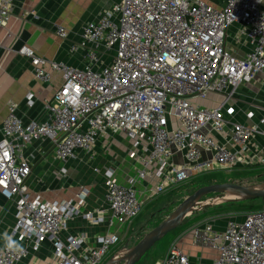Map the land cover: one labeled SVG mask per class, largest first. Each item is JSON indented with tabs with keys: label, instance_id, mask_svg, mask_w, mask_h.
Returning <instances> with one entry per match:
<instances>
[{
	"label": "built area",
	"instance_id": "2783aa9c",
	"mask_svg": "<svg viewBox=\"0 0 264 264\" xmlns=\"http://www.w3.org/2000/svg\"><path fill=\"white\" fill-rule=\"evenodd\" d=\"M13 1L0 0V28ZM232 26L234 43L247 47L242 54L227 45ZM54 29L67 37L63 26ZM79 49L82 68L35 55L27 46L18 50L36 79L48 83L59 72L62 82L44 101L42 122L23 124L16 104H7L0 125V194L13 203L9 235L18 243L0 248V264H14L46 241L52 250L45 264H102L121 240L118 232L58 238L80 213L87 190L53 201L29 194L31 166L23 149L40 138H48L54 156L64 161L77 151L89 154L97 137L108 132L123 133L131 142L133 174L119 182L108 168L104 209L83 213L91 224L109 227L129 224L146 200L195 176L264 165V109L257 124L226 128L224 118V105L240 84L257 78L264 83V0H218L216 6L204 0H111L98 19L83 24L70 51ZM209 93L222 95V101L214 107L197 103ZM32 97L26 94L29 102ZM177 152L182 163L173 161ZM202 152L210 157L202 158ZM143 182L149 185L138 190ZM191 233L193 243L216 252L211 264H264V207L228 218L222 229L201 220ZM159 264L195 263L171 242Z\"/></svg>",
	"mask_w": 264,
	"mask_h": 264
},
{
	"label": "crops",
	"instance_id": "0c3cea01",
	"mask_svg": "<svg viewBox=\"0 0 264 264\" xmlns=\"http://www.w3.org/2000/svg\"><path fill=\"white\" fill-rule=\"evenodd\" d=\"M204 1L218 5V0ZM110 5L111 0L13 1L11 16L6 25L0 28V125L7 115L9 101L16 104V113L23 124L44 121V101L52 97L62 82L59 72H53L48 83L36 79L29 59L18 53L19 48L27 46L35 55L82 68L86 64L84 50L71 52V45L78 41L83 24L98 19ZM57 24L67 30L65 39L56 35L54 28ZM230 30H234V27ZM230 40L235 46L231 34L227 42L230 43ZM228 47L232 48L229 45ZM235 52L242 54L236 50ZM29 92L33 96L31 102L26 99ZM222 99V95L209 93L200 102L202 106L214 107ZM260 109H264V83L257 78L255 81L240 84L224 105L225 127L229 128L232 123L257 124L263 115ZM248 113H251L252 117H247ZM214 139L220 141L222 137L216 134ZM257 141L259 138L255 137L254 142ZM130 149L129 140L120 132H108L98 136L89 154L77 151L73 158L65 161L54 156L48 138H40L24 147L23 154L31 166V172L25 182L31 196L38 195L43 201L64 200L74 198L83 188L87 190L80 213L67 221L66 228L58 234L59 239L64 240L68 236L81 234L92 238L96 234L123 230L122 226L116 223L110 227L105 223L91 224L83 217V213L87 210L99 212L104 209L105 172L108 168L114 170V176L119 182H125L127 177L133 174L137 164L129 156ZM209 157L210 153L202 152V158ZM173 161L182 163L181 153L177 152ZM60 169H63L64 173L55 175ZM143 185L149 183L143 182L136 188L141 190ZM147 202L149 201L146 200L144 205ZM14 213L13 203L6 201L0 194V248L18 243L16 238L9 235L14 224ZM228 218L230 217H196L191 219V222L178 224L179 227L174 228L177 230L165 239L166 245L164 244L160 257L155 261L146 259L139 264H159L167 245L171 242H175L192 263L211 264L217 256L216 252L208 246L193 243L192 227L201 220L211 219L214 228L222 229ZM51 250L52 243L43 242L37 252H31L14 264H45L49 261Z\"/></svg>",
	"mask_w": 264,
	"mask_h": 264
},
{
	"label": "rangeland",
	"instance_id": "374dc122",
	"mask_svg": "<svg viewBox=\"0 0 264 264\" xmlns=\"http://www.w3.org/2000/svg\"><path fill=\"white\" fill-rule=\"evenodd\" d=\"M229 33L235 37L233 30H230ZM229 42L230 43L227 42V44L235 49L238 53H243L247 49L245 43H239V45H236L233 42L235 45L233 46L232 40ZM200 100L201 99H198L197 102L201 104ZM224 182H238L264 186V165L238 166L231 171L220 169L208 174H200L191 178L190 181L174 187L165 194L149 199V202L144 205L141 213L135 217L133 221L127 225H122L123 230L120 229V232H118L121 240L119 241L118 245H116L109 253L102 264H106L112 258V260H116L117 258L123 256L126 249L138 243L149 232H151L175 209V207L184 198L192 194L197 188L203 185ZM198 202L200 203L195 205L194 208L189 213H187V215H185V217L180 221L179 225L182 223L185 224L186 222H191V219H194L197 216L235 217L243 214L244 212L264 207V199L238 198L219 194H206L202 196ZM179 225L176 228H178ZM175 230L177 229L169 231L165 236L158 240L144 253L140 260L135 263H143L146 259H150L151 261L158 259L160 257V253L166 245L165 239H167L168 236H170V234ZM114 264H123V262Z\"/></svg>",
	"mask_w": 264,
	"mask_h": 264
},
{
	"label": "water",
	"instance_id": "95a60500",
	"mask_svg": "<svg viewBox=\"0 0 264 264\" xmlns=\"http://www.w3.org/2000/svg\"><path fill=\"white\" fill-rule=\"evenodd\" d=\"M206 194L264 199V186L227 182L203 185L184 198L165 219H163L138 243L126 249L123 256L116 260H112V258L106 264H114L118 262H123V264H134L137 262L151 246L169 231L176 228L185 215H187V213H189L197 204V201Z\"/></svg>",
	"mask_w": 264,
	"mask_h": 264
},
{
	"label": "trees",
	"instance_id": "16d2710c",
	"mask_svg": "<svg viewBox=\"0 0 264 264\" xmlns=\"http://www.w3.org/2000/svg\"><path fill=\"white\" fill-rule=\"evenodd\" d=\"M232 183H238V182H232ZM240 184H244V183H240ZM249 199H253V198H249ZM259 199H261V198H259ZM197 218L199 219V218H201V216H197Z\"/></svg>",
	"mask_w": 264,
	"mask_h": 264
},
{
	"label": "bare ground",
	"instance_id": "6f19581e",
	"mask_svg": "<svg viewBox=\"0 0 264 264\" xmlns=\"http://www.w3.org/2000/svg\"><path fill=\"white\" fill-rule=\"evenodd\" d=\"M199 203H200V202L197 201V204H199ZM197 204H196V205H197ZM193 208H194V207H193Z\"/></svg>",
	"mask_w": 264,
	"mask_h": 264
}]
</instances>
